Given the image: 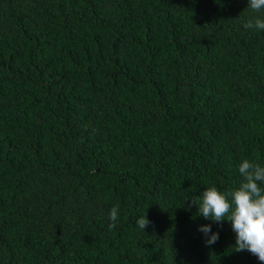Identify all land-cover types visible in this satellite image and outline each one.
Segmentation results:
<instances>
[{"label": "trees", "instance_id": "trees-1", "mask_svg": "<svg viewBox=\"0 0 264 264\" xmlns=\"http://www.w3.org/2000/svg\"><path fill=\"white\" fill-rule=\"evenodd\" d=\"M247 7L0 0V264H261L190 199L264 166V30L243 27L264 13Z\"/></svg>", "mask_w": 264, "mask_h": 264}, {"label": "clouds", "instance_id": "clouds-1", "mask_svg": "<svg viewBox=\"0 0 264 264\" xmlns=\"http://www.w3.org/2000/svg\"><path fill=\"white\" fill-rule=\"evenodd\" d=\"M248 9L264 13V0H248ZM245 29L264 30V18L248 20ZM241 180L237 187L225 192L215 186L208 187L199 197H191V205L198 208V216L217 224L228 221L235 236V252L248 251L264 264V166L242 160L238 165ZM188 200V199H187ZM119 206L110 210L109 230L116 226ZM151 222L146 213L136 220V227L144 230ZM198 231L206 237L210 246L219 239L218 233L211 232V225L201 226Z\"/></svg>", "mask_w": 264, "mask_h": 264}]
</instances>
